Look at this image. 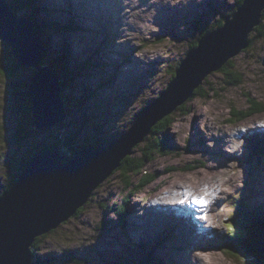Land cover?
<instances>
[{
    "label": "rangeland",
    "instance_id": "1",
    "mask_svg": "<svg viewBox=\"0 0 264 264\" xmlns=\"http://www.w3.org/2000/svg\"><path fill=\"white\" fill-rule=\"evenodd\" d=\"M3 1L10 4L13 0ZM114 1H37L45 9L38 20L47 24L46 32L38 36L45 47L40 64L51 65L58 72L67 118L48 130L33 129L26 94L16 93H26L31 71L19 69L13 80L0 77V189L17 177L23 160L41 142L54 143L62 137L76 145L104 147L120 138L166 89L198 30L238 8L237 0H197L198 5L192 2L185 12L169 8L166 18L156 19L147 29L140 25L126 37L119 31L120 38L111 32L107 39L108 16L122 14L120 4L132 1V6L137 0ZM262 12L264 22V9ZM29 14L28 8L16 13L19 18ZM135 16L133 20L138 22ZM70 21L73 26L67 28ZM254 33L253 29L248 36L253 38L251 45L229 59L228 65L242 74L240 85L226 86L220 69L210 72L198 85L202 93L207 92L205 97L187 98L169 114L171 125L163 129L159 122L154 126L158 134L148 133L132 147L129 155L137 157L148 150L144 146L147 138L163 144L164 150L150 155L152 159L143 166L157 178L130 194L119 171L111 173L92 191L77 216L36 237V260L40 261L34 264H143L149 256L152 264H200L199 260L203 264H245L241 256L230 255L213 241L231 233L227 225L239 201L264 204L259 196L264 197V177L253 178L262 166L264 173V158L248 148L252 137L264 138V129L247 131L242 126L263 122L264 112L229 122L232 111L250 108L245 95L264 107V40ZM7 50L0 39V62H5ZM146 54L157 58L152 65L139 62ZM118 65L120 73H116ZM13 83L18 90L11 96ZM190 104L196 109L190 110ZM223 133L224 141L214 140ZM206 163H213L215 169L219 164L227 167L209 179V194L224 189L214 211L195 210L188 207L186 198L168 194V182L191 193L200 192L197 182ZM138 178L135 175L133 183ZM120 205L125 206L122 217L115 212Z\"/></svg>",
    "mask_w": 264,
    "mask_h": 264
},
{
    "label": "water",
    "instance_id": "2",
    "mask_svg": "<svg viewBox=\"0 0 264 264\" xmlns=\"http://www.w3.org/2000/svg\"><path fill=\"white\" fill-rule=\"evenodd\" d=\"M263 9L264 0H243L220 26L204 33L179 62L166 89L117 140L101 149L82 146L73 156L63 145L32 156L12 186L0 195V264H34L36 237L75 214L132 147L143 141L153 124L191 97L206 75L248 46V36L260 24ZM0 39L17 67L31 71L26 84L30 106L25 105L29 106L32 128L44 131L63 122L67 113L59 74L40 64L45 47L33 30V21L17 17L3 0ZM256 240L264 254V225Z\"/></svg>",
    "mask_w": 264,
    "mask_h": 264
},
{
    "label": "trees",
    "instance_id": "3",
    "mask_svg": "<svg viewBox=\"0 0 264 264\" xmlns=\"http://www.w3.org/2000/svg\"><path fill=\"white\" fill-rule=\"evenodd\" d=\"M37 1L38 0H13L12 3H10L9 5L13 10V12L17 14L19 11L23 9L26 8L30 9L32 14H29V17L30 19H33L32 20L33 30L39 36L42 32L44 33V31L46 30L45 26L47 24H44L43 22L38 20V16L40 14L39 12L41 11L45 12V9L44 7H42L43 5L42 6L38 5ZM242 2L243 0H237L236 6H240ZM35 16L37 18H35ZM223 18L219 19L210 26H206L199 29L196 40L193 41L192 44L190 45V50L196 46L198 39L204 33L212 30L215 27L220 26L223 22ZM261 22L262 21L260 20V24L254 27V31H255L254 36H256L257 39L261 38L264 40V22L262 23ZM71 26H73L72 21L69 22L67 28ZM252 39L253 38H248V42H249L248 45H251ZM44 45L47 47L46 43H44ZM5 58H6V60L4 59L5 62H0V77L7 78L8 80L9 79L13 80L11 78L15 76L19 67H17V64L11 58L9 50H7L5 54ZM228 63H230L229 60L220 68V71L222 72L224 77V84L226 86H238L242 83V74L237 72L233 65H228ZM48 66L53 68L51 65ZM174 71L171 75V78L174 75ZM70 80H71L70 78L67 79V81ZM60 83L63 89V82L60 81ZM11 86H14V88L9 89V93L11 94V96H14L15 90H18V87L15 88V86H17L16 83H13V85L11 84ZM199 88L200 86L196 87L193 90L191 97L198 96L203 98L207 95V92L202 93V89ZM16 93L21 95L26 94L25 92L21 93L20 90L18 92L16 91ZM245 96H246V100L250 105V108H248L246 111H240V110L232 111L231 115L233 118H231V120L229 121L230 123L243 120L244 118L255 113L264 112V107L262 106L261 102L254 101L250 95H245ZM169 114L165 115L163 118L158 120L157 123L153 124L152 127L150 128L149 133L155 135L159 133V131H156L154 127L159 122H163L161 125L163 127H159V128L164 129L165 128L164 126L171 125L173 122V118H170ZM59 145H63L66 148V150L71 153V156H73L77 152V150L82 146L90 147L93 149H101L103 147L102 145L95 146L92 144L76 145L71 140L62 137H58V140L54 143L44 144L43 142H41L39 145H35L34 149L36 150L33 152V154L29 155L26 159L23 160V162L20 165L19 173L25 167L27 161L37 152L42 150H47ZM249 145L250 148H252L251 150L253 151V153H255L258 156V158L260 159L264 158V139L262 138L252 139ZM144 146L148 149L147 151L143 150V152L137 157L129 154L124 156L120 160L119 166L113 171V172L119 171V174L123 177L124 187L129 189L130 194L136 193L138 189L144 188L145 186H147L157 178L156 174H152L145 171L143 169V166L146 161H150L152 159L151 157L153 156V153H155L158 150H164L163 144L159 140L156 141V139H154L153 141H151L149 138H147V141L145 142ZM150 155L152 156L150 157ZM148 158H150V160ZM135 175L138 176L139 178L135 183H133L134 181L133 177ZM16 178L13 179L4 188L0 189V195L12 186ZM124 209L125 206L120 205L115 210V212L122 217ZM82 210L83 207L79 208L75 213V215L77 216ZM263 225H264V204L260 203L256 205H249L247 204V202L239 201V205L235 209L234 216L231 218L229 225H227L231 233L230 234L225 233L221 237H217V239L212 241L215 242V244L219 249L229 252L230 255L241 256L244 259L245 264H264V254L259 252L257 247V240H256L257 232L259 228ZM219 244L221 247L219 246ZM38 246H39V242H37V238H36L33 242V247L35 250H37ZM39 261H40L39 259L36 260V262ZM143 264H152V259L150 258V256L147 258L146 261L143 262Z\"/></svg>",
    "mask_w": 264,
    "mask_h": 264
},
{
    "label": "bare ground",
    "instance_id": "4",
    "mask_svg": "<svg viewBox=\"0 0 264 264\" xmlns=\"http://www.w3.org/2000/svg\"><path fill=\"white\" fill-rule=\"evenodd\" d=\"M143 2H144L143 0H137L135 2L133 1L134 4L132 6H130L132 1H130L128 4L126 3V5H124V6L122 3L119 5V8L121 9L122 14L121 13H117V14L112 13L108 16L110 18V26L108 28L107 39H110L109 34L111 32H112L111 34H116V35H118V38H120V34L118 33L119 31L126 37L128 35L133 34L131 32V29H133L134 31L133 30L132 31L135 32V31H137V29L139 28L140 25H141L140 26L141 29H144V28L147 29V27H149L152 24V22H155L156 19L157 20H163L164 18H166L168 16V13H169V11H168L169 8H171L173 11H177V10L180 11L181 10L182 12H185V11H187L188 6L192 2H194V3L196 2L195 5H198L197 0H185V1L184 0H145L144 4H143ZM90 10H91V8H90ZM100 11H101L100 13L103 14V8L100 9ZM135 14L137 15V16H135V19H138L139 20L138 22H134V20H133V16ZM123 21H127L128 24H127V22H123ZM111 39H113L112 36H111ZM148 53H150V52H148ZM138 57L141 58L140 56H138ZM156 59L157 58H152V57L149 58V56L146 54L145 59L143 60L141 58V59H139V62H141L142 64L148 63V65H152L153 61H155ZM121 71L122 70L120 69V67L118 65L117 69H116V73H120ZM118 81H120V79H118L117 82ZM151 83L152 82H150V84ZM189 109L195 110L196 106L194 104H190ZM242 126L246 127L247 131H250L251 129H255V127H260L261 129H264V121L263 122H256V123L255 122L254 123H246V124L244 123ZM225 135H226V133H223L221 137L215 138L214 140L217 142L224 141ZM219 151H220L221 155H224L223 151H221V149ZM203 167H204L203 171L200 172V179L197 182V186L201 190L200 192L191 193L188 189L180 188L173 182H168L165 189L170 196L177 195L179 198H181V200L184 198L189 200V203H188L189 206L188 207H190V208H193V209L198 210V211H205L206 209L210 208L212 211H214L218 196L224 194V189L220 188V189L216 190L215 192H213L212 194H209V191L207 189V186L209 185V179L214 175L215 172H219L222 169L227 170V167H224L223 165L219 164L218 167L215 169V166L213 165V163H206L205 165H203ZM262 169H263V166H262V168L257 169L259 171H257L255 173L253 178H255L257 175L260 177H264V173L260 171ZM253 178L251 179L250 183L253 182ZM263 191H264V188H263ZM259 196L261 198H264L261 195H259ZM164 207H166V206H163V208ZM73 215H75V214H73ZM199 262H200V264H203L201 260H199Z\"/></svg>",
    "mask_w": 264,
    "mask_h": 264
}]
</instances>
